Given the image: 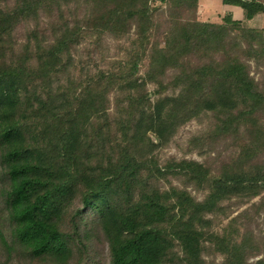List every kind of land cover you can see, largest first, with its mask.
<instances>
[{
	"label": "trees",
	"instance_id": "1",
	"mask_svg": "<svg viewBox=\"0 0 264 264\" xmlns=\"http://www.w3.org/2000/svg\"><path fill=\"white\" fill-rule=\"evenodd\" d=\"M222 4L246 20L264 13V0ZM197 7L0 0V264H248L264 254L237 218L218 230L211 220L226 216L231 200L264 192V80L245 63H264V30L230 15L199 21ZM107 37L126 59L104 70L97 66ZM168 88L178 92L162 96ZM202 112L214 117L206 143L231 137L233 155L216 170L187 159L158 165L154 152ZM168 176L206 195L197 201L185 188L149 186Z\"/></svg>",
	"mask_w": 264,
	"mask_h": 264
},
{
	"label": "rangeland",
	"instance_id": "2",
	"mask_svg": "<svg viewBox=\"0 0 264 264\" xmlns=\"http://www.w3.org/2000/svg\"><path fill=\"white\" fill-rule=\"evenodd\" d=\"M157 4V3H156ZM197 7V20L204 22H220V16L224 14L231 13L234 16V19L244 20L243 11L238 7H226L222 4V0H198ZM164 6H162V10ZM199 9V10H198ZM201 9V10H200ZM161 10V11H162ZM165 15V13H164ZM188 13H186L187 17ZM163 14L160 13L158 19L162 18ZM247 22V25H252L256 21ZM163 22V19H162ZM160 23V22H159ZM244 27H247L246 24H242ZM249 28V27H248ZM24 31L25 27L23 25L18 26L15 30L14 38L17 42L22 43L24 40ZM158 32V31H157ZM156 36L158 37L157 33ZM159 39V38H158ZM106 42L107 50H104V61H101L97 66L99 69H109V63L117 60L126 59L124 52H119L117 46L118 42L113 41L110 37L104 39ZM106 58V59H105ZM108 60V61H107ZM246 65L248 66L249 75L257 82L264 80V63L262 65L257 64L253 59L246 60ZM146 61L143 62V66L140 68V73L138 76L143 77L145 71ZM171 72H168L165 77V81H168L170 78ZM147 93L150 94L151 102H154L159 96L154 94L153 91L156 90V87L153 84H148L146 86ZM178 89L172 90L168 88L163 92L162 96H170L176 94ZM262 123L264 124V117L261 118ZM214 117L211 113H199L197 116L192 117L187 122L183 123L179 127L173 137L170 138L168 143L159 148L154 152L158 165H163L169 159H187L194 160L199 163H207L209 166L216 170L220 168V164L229 159L234 153V146L231 140V137L226 138H217L218 140H212L210 143H206L205 135L213 129ZM238 135L244 136V128L242 126L238 127ZM150 136L151 142H156L153 136ZM258 162L264 164V154L259 155ZM214 172V171H212ZM217 172V171H215ZM150 187H155L160 191H166L171 187H176L179 189L185 188L191 196H193L197 201L203 200L206 195V189L196 188L195 185L191 183H186L179 176H168L166 178L153 177L149 181ZM261 196H264V192L255 197L254 199L247 201L246 203H240L239 200H231L227 204V210L225 215H216L211 216V220H214L213 229L218 230L222 226H225L230 219L237 218L238 224H245L244 227L252 232L255 239L259 242L264 243V206L259 207L257 210L253 208L250 204L255 203V206L258 205V201ZM256 209V210H255ZM258 211V212H257ZM241 216V218H240ZM244 218V219H243ZM247 218V219H246ZM242 222V223H241ZM205 260L213 261L214 263L221 260V256H211L208 253H205ZM264 260V254H259L256 257L249 258L248 264H255L257 260Z\"/></svg>",
	"mask_w": 264,
	"mask_h": 264
},
{
	"label": "crops",
	"instance_id": "3",
	"mask_svg": "<svg viewBox=\"0 0 264 264\" xmlns=\"http://www.w3.org/2000/svg\"><path fill=\"white\" fill-rule=\"evenodd\" d=\"M224 5V4H223ZM199 6V5H198ZM226 7H237V6H231V5H225ZM200 7V6H199ZM239 8V7H238ZM241 9V8H240ZM199 10V9H198ZM201 10V9H200ZM243 11V10H242ZM224 15H230L231 18L233 20H237V21H241L243 24H246L247 25V22H245L244 20L245 17H244V12H243V19L244 20H239V19H234V16L231 14V13H228V14H224ZM222 16H220L221 18ZM256 21V23L254 22V24L252 25H247V27L249 28H256V29H263L264 30V13H260V14H257L255 15L252 19L250 20H247L248 22H251V21Z\"/></svg>",
	"mask_w": 264,
	"mask_h": 264
}]
</instances>
